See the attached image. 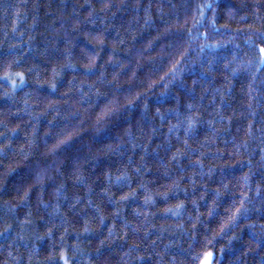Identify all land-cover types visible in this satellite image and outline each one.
<instances>
[{
	"label": "trees",
	"instance_id": "16d2710c",
	"mask_svg": "<svg viewBox=\"0 0 264 264\" xmlns=\"http://www.w3.org/2000/svg\"><path fill=\"white\" fill-rule=\"evenodd\" d=\"M261 33L264 0H0V264H264Z\"/></svg>",
	"mask_w": 264,
	"mask_h": 264
},
{
	"label": "snow or ice",
	"instance_id": "6c2138e0",
	"mask_svg": "<svg viewBox=\"0 0 264 264\" xmlns=\"http://www.w3.org/2000/svg\"><path fill=\"white\" fill-rule=\"evenodd\" d=\"M103 7L106 9L109 7V5L107 3H104L103 4ZM205 7H208V5H205ZM243 19V17L241 18ZM261 39H262V43H264V33H261ZM259 53H260V59L262 61H264V46H260L259 47ZM18 76H20V79H21V82H23V75L22 74H19L17 73ZM4 80H7L8 77L7 75L5 77H3ZM13 85L15 86V82L13 81ZM53 89L55 88V85L53 84L52 85ZM189 126H191V121H189ZM261 153H264V148L261 149ZM143 159V157H142ZM262 159H264V155H262ZM173 161H176L177 163H179L177 157L173 156L172 158ZM141 169L140 168H137L136 169V172H140ZM118 180H128L130 182V178L127 177V176H122V177H117ZM140 187H144V185H140ZM129 197L128 196H121V199L122 200H127ZM151 198L150 197H147L146 198V203L150 202ZM182 205H177V207H181ZM101 222H103V218H101ZM212 258V253L211 252H206L203 256V259L201 261V264H210V260ZM52 259V262L53 264H55V258H51ZM59 260L63 261L64 264H68V261L65 259V256L63 254L60 255L59 257Z\"/></svg>",
	"mask_w": 264,
	"mask_h": 264
}]
</instances>
